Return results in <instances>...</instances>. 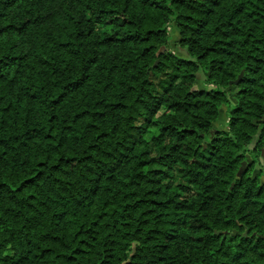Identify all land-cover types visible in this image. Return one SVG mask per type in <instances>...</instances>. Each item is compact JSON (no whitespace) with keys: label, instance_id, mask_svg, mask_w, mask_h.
Returning <instances> with one entry per match:
<instances>
[{"label":"trees","instance_id":"16d2710c","mask_svg":"<svg viewBox=\"0 0 264 264\" xmlns=\"http://www.w3.org/2000/svg\"><path fill=\"white\" fill-rule=\"evenodd\" d=\"M0 264H264V0H0Z\"/></svg>","mask_w":264,"mask_h":264},{"label":"rangeland","instance_id":"374dc122","mask_svg":"<svg viewBox=\"0 0 264 264\" xmlns=\"http://www.w3.org/2000/svg\"><path fill=\"white\" fill-rule=\"evenodd\" d=\"M170 32H171V41H170L171 50L174 53H176L177 55L188 58L186 50L184 48H180L179 45L177 44L178 35H177L175 29L171 30ZM198 77H199L198 82L200 84H202V79L204 78V74L202 73L201 70L198 71ZM214 126H215V128H218V129H225L226 128L225 107L222 108L220 118L214 124Z\"/></svg>","mask_w":264,"mask_h":264},{"label":"water","instance_id":"95a60500","mask_svg":"<svg viewBox=\"0 0 264 264\" xmlns=\"http://www.w3.org/2000/svg\"><path fill=\"white\" fill-rule=\"evenodd\" d=\"M241 77V74L239 75L238 79ZM238 79L237 80H234V81H231L230 83L232 84H236L238 82ZM241 171V170H240Z\"/></svg>","mask_w":264,"mask_h":264}]
</instances>
